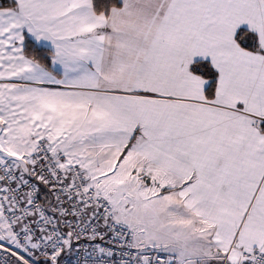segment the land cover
Masks as SVG:
<instances>
[{
  "label": "snow or ice",
  "instance_id": "snow-or-ice-1",
  "mask_svg": "<svg viewBox=\"0 0 264 264\" xmlns=\"http://www.w3.org/2000/svg\"><path fill=\"white\" fill-rule=\"evenodd\" d=\"M0 264H264V0H0Z\"/></svg>",
  "mask_w": 264,
  "mask_h": 264
}]
</instances>
